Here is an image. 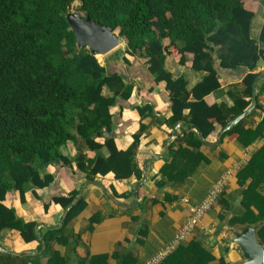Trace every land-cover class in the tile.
<instances>
[{"label":"trees","instance_id":"trees-1","mask_svg":"<svg viewBox=\"0 0 264 264\" xmlns=\"http://www.w3.org/2000/svg\"><path fill=\"white\" fill-rule=\"evenodd\" d=\"M76 1L83 17L90 15L114 28L126 41L125 54L148 58L146 65L156 82L166 81L171 94L173 114L167 121L172 126L184 121L189 128L176 138L177 147L170 144L171 160L161 168L159 184L180 183L191 176L205 159L200 147L216 130L215 123L225 128L250 107L258 75L254 70L264 59V50L252 37L256 12L245 0H0V232L16 229L26 242L39 240L40 249L44 238L46 248L41 255L26 258L31 264H42L43 256H48L49 264H69L68 256L52 250V246L54 242H68V225L84 211L87 202L81 196L72 204L80 192L77 188L53 196L45 203L46 210L52 202L68 210L62 226L40 233L38 222L25 221L14 207L5 204L8 193L19 191L25 202L30 186L48 187L56 179L47 171L50 165L64 169L70 184L77 175L75 164L92 181L98 174L110 172L121 180L142 177L136 160L141 133L134 135L127 149L119 148L112 135L111 108L119 98L130 99L134 84L121 73L110 72L89 48L79 47L66 14ZM165 38L170 39L169 45H164ZM260 38L264 40V27ZM214 46L220 47L217 56ZM167 54L178 55L182 64L191 55L193 68L208 74L188 89L184 77L174 78L166 69ZM216 57L225 69L245 67L249 71L241 82L243 90L230 92L232 106L209 105L205 99L221 87ZM124 59L128 63L126 56ZM137 109L142 117L153 114L149 103ZM247 117L224 131L222 138L236 134L244 146H249L263 137L264 115L254 128L246 127ZM69 141L78 146L83 143L95 154L88 156L80 150L69 157L62 151ZM104 148L107 156L102 154ZM238 182L247 184L242 197L245 211L233 216L230 224L257 226V235L264 243V145L238 172ZM224 196L225 192L217 203L224 202ZM97 220L98 216L92 218L90 228ZM78 239L79 235L75 245ZM118 259V264L135 262L129 253ZM214 259L202 241L194 238L160 264H207ZM79 264H110L109 254L91 255ZM219 264H229L223 254Z\"/></svg>","mask_w":264,"mask_h":264},{"label":"crops","instance_id":"crops-1","mask_svg":"<svg viewBox=\"0 0 264 264\" xmlns=\"http://www.w3.org/2000/svg\"><path fill=\"white\" fill-rule=\"evenodd\" d=\"M245 1L246 6L256 12L252 22V37L259 41L264 50V40L260 38L264 27V1ZM163 42L164 45H169L170 39L165 38ZM219 48L214 46L215 56ZM125 50L119 58H114L111 56L113 54H110L111 57L107 59L108 65L104 64L110 72L121 73L127 82L134 84L130 99L119 98L116 105L111 108L112 135L119 148L127 149L134 141V135L141 133L136 160L142 170V177L134 175L121 180L116 178L114 172H110L107 175L98 174L92 181L88 180L75 164L73 170L77 175L73 176L70 184V177L66 175L64 169L50 165L47 171L56 177L52 184L45 188L30 186L25 194V202L21 201L20 192L13 190L8 193L5 204L14 207L18 216L25 221L38 222L39 232L44 233L50 227L62 226L67 212L55 202L46 210L45 203L50 202L55 195H65L70 189L77 188L80 197L86 200L87 206L68 225V242H54L52 250L58 251L62 256H68L69 264H79L81 259L97 254H109V263L118 264V257L127 253L134 257V264H147L173 239L187 220L191 208L199 205L213 184L223 175H227L225 201L214 205L202 217L200 224L185 244L199 238L206 250L215 256V259L207 264H219L222 254L229 264L244 262V254L240 246L233 242V238L235 232L241 231L247 225L232 226L229 220L235 215H242L245 211L242 197L247 184L245 186L239 184L238 172L264 145V136L251 145L244 146L236 134L222 138L224 128L216 122V130L205 141L215 143L220 139V142L216 146L204 142L200 151L205 159L199 163L193 174L180 183L168 181L159 184L163 178L161 168L171 160L170 144L176 143L177 147L179 144L176 138L183 130L189 128L185 126L184 121H179L180 126L174 130L175 125L172 126L167 121L173 112L171 94L166 81L156 82L155 75L146 65L148 58L125 54ZM124 56L128 63L124 61ZM220 62L221 59L216 57L215 67L219 73L221 87L208 94L205 99L209 105L232 106L234 98L230 92L238 93L243 90L241 82L249 71L245 67L225 69L220 66ZM192 64L191 55L186 64H182L179 56L174 54H167L165 60L166 69L174 78L184 77L188 89L193 88L208 74L206 71L194 69ZM263 70L264 59L259 61L254 72L260 73ZM263 81L264 79L260 80L258 84L257 101L260 107L247 114L248 117L245 116L246 127H256L264 115ZM147 103L153 106V114L142 117L137 107ZM185 114H189L188 109L185 110ZM172 137L174 138L167 145V140ZM80 150L85 151L88 156L95 154L87 150L83 143H79L78 146L69 141L62 147L63 153L69 157H75ZM102 154L108 155L106 148L102 150ZM144 174H147V180L139 187ZM137 190L139 194L135 193ZM135 201L137 203L134 206L121 205V203L132 205ZM221 214L224 215V219L221 218ZM97 216L98 220L93 223V228H90L92 218ZM78 235V243L75 245V237ZM39 243V240L24 241L16 229H4L0 232V264H31L26 258L41 255L46 248V243L44 248L42 241L40 249ZM227 247L229 249L224 253ZM41 263L49 264L48 256H43Z\"/></svg>","mask_w":264,"mask_h":264},{"label":"water","instance_id":"water-1","mask_svg":"<svg viewBox=\"0 0 264 264\" xmlns=\"http://www.w3.org/2000/svg\"><path fill=\"white\" fill-rule=\"evenodd\" d=\"M67 21L71 28L73 29L79 47L86 46L91 50L93 54L97 55H105L115 49L117 46L124 43V39L120 37L116 32H114V28L101 21H95L90 15L83 17L79 13H74L68 7L67 9ZM264 79V70L258 73L257 77L253 82V93H252V104L251 106L242 114L231 120L227 126L224 128V131H228L232 129L237 123H239L247 114H250L257 105L258 98V84L259 81ZM181 122H177L174 126V130H176L180 126ZM198 134L202 137L201 132L198 130ZM174 137L167 140L166 144ZM207 144H212L216 146L220 139L215 143H210L209 141H205ZM166 154V153H165ZM147 180V174H144L139 187ZM80 198V194L76 198V200L72 203L75 204ZM137 201H135L132 205H124L122 206L130 207L136 205ZM68 209H66L67 211ZM45 248V240L42 239ZM233 242L238 244L244 254L245 261L240 264H264V244L259 240L257 235V226L248 225L244 227L241 231L235 232V236L233 238Z\"/></svg>","mask_w":264,"mask_h":264},{"label":"built area","instance_id":"built-area-1","mask_svg":"<svg viewBox=\"0 0 264 264\" xmlns=\"http://www.w3.org/2000/svg\"><path fill=\"white\" fill-rule=\"evenodd\" d=\"M228 186L227 175H223L219 178L212 186L208 195L205 199L197 206H194L190 210V214L175 234L173 239L166 244V246L156 253L147 264H160L163 262L170 254H172L178 247L186 243L191 234L196 230L197 226L200 224L202 217L217 204L220 196L226 191Z\"/></svg>","mask_w":264,"mask_h":264},{"label":"rangeland","instance_id":"rangeland-1","mask_svg":"<svg viewBox=\"0 0 264 264\" xmlns=\"http://www.w3.org/2000/svg\"><path fill=\"white\" fill-rule=\"evenodd\" d=\"M79 5L80 3L78 1L74 2L72 4V7H71V11L74 12V13H79V14H84L83 12L80 11L79 9ZM118 32V31H117ZM125 40H124V43L117 46L115 49H113L112 51H110L109 53L105 54V55H97V58L98 60L104 65H108V58H110L111 56H114V58H119L122 54V51L125 50L126 48V44H125ZM109 54V55H108ZM110 54H113L110 56ZM110 68V66H109Z\"/></svg>","mask_w":264,"mask_h":264}]
</instances>
